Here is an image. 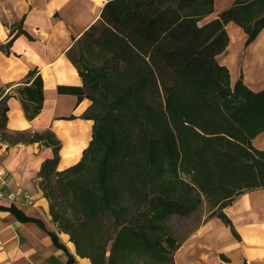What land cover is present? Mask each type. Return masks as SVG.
I'll list each match as a JSON object with an SVG mask.
<instances>
[{"label": "trees", "instance_id": "obj_1", "mask_svg": "<svg viewBox=\"0 0 264 264\" xmlns=\"http://www.w3.org/2000/svg\"><path fill=\"white\" fill-rule=\"evenodd\" d=\"M214 0H108L100 18L66 54L82 86L59 91L88 97L82 117L94 121L82 158L58 170L61 140L52 129L7 131V93L0 98V137L10 144L40 142L53 148L42 163L40 186L60 231L91 264H123L125 255H147L174 264L180 246L163 232L164 214L190 215L203 202L240 238L224 208L247 191L264 189V88L242 79L232 86L219 56L227 49V24L240 25L252 42L264 27V0H236L206 22ZM24 32V31H21ZM30 38L31 36L25 32ZM15 36L0 44L11 53ZM29 120L45 102L44 80L31 69L14 88ZM2 130V131H1ZM179 168L192 176L182 180ZM175 175L166 179V173ZM22 221L36 222L74 255L56 231L19 206L0 205ZM112 242L107 258V247Z\"/></svg>", "mask_w": 264, "mask_h": 264}, {"label": "crops", "instance_id": "obj_2", "mask_svg": "<svg viewBox=\"0 0 264 264\" xmlns=\"http://www.w3.org/2000/svg\"><path fill=\"white\" fill-rule=\"evenodd\" d=\"M108 0H0V44L15 36L11 53L0 51V98L7 93V131L43 132L52 129L61 140L58 170L76 164L92 139L93 123L82 114L91 105L88 97L59 91V86H82L83 79L66 52L100 18ZM236 0H214L206 22L234 5ZM230 43L219 56L230 71L232 86L242 79L252 90L264 88V27L247 43L248 35L235 22L227 24ZM24 31V32H21ZM27 32L31 38L25 34ZM37 69L44 80L45 102L41 113L29 120L14 88L24 82L28 72ZM73 124L88 129L80 157L62 165L67 133ZM264 136V132L256 138ZM254 138L253 140H255ZM264 148L263 146H257ZM53 148L40 142L10 144L0 137V189L5 198L0 205L19 206L27 215L40 218L56 231L74 255L73 264H91L89 257L77 253L70 234L60 231L50 213V203L40 186V170ZM240 238L211 211H195L181 224L180 246L174 264H264V189L256 188L235 198L224 208ZM199 217V219H198ZM69 256L56 246L47 230L36 222L22 221L10 210L0 208V264H68Z\"/></svg>", "mask_w": 264, "mask_h": 264}, {"label": "rangeland", "instance_id": "obj_3", "mask_svg": "<svg viewBox=\"0 0 264 264\" xmlns=\"http://www.w3.org/2000/svg\"><path fill=\"white\" fill-rule=\"evenodd\" d=\"M1 105V104H0ZM1 109H0V118H1ZM2 124L0 123V127ZM2 131V130H1ZM252 144L254 146H263L264 145V136L260 138H256L255 140H252ZM179 175L182 180H185L189 182L190 184H193L194 181L192 179V176L183 171L179 168ZM175 174L167 172L166 173V179L170 181V178H172ZM212 207L208 204L206 198L203 196V202L199 205L197 210H195V213L197 214H203L205 211H211ZM189 218V215H178V214H164L162 218H160L159 223L163 227V232L172 233L176 236V238L179 240L181 237L180 229L182 222L186 221ZM199 219V217H198ZM58 226V225H57ZM111 248H112V242L109 243L107 247V258H109V255L111 254ZM126 260L122 261L123 264H153L152 260H150V257L147 255H142L137 253H129L124 256Z\"/></svg>", "mask_w": 264, "mask_h": 264}, {"label": "bare ground", "instance_id": "obj_4", "mask_svg": "<svg viewBox=\"0 0 264 264\" xmlns=\"http://www.w3.org/2000/svg\"><path fill=\"white\" fill-rule=\"evenodd\" d=\"M69 129L79 132L81 138H79V136H69L67 133L68 143L63 150L64 159L62 165H68L80 157L81 150L85 146L88 138V129L85 127L78 128L76 124H73V126Z\"/></svg>", "mask_w": 264, "mask_h": 264}, {"label": "built area", "instance_id": "obj_5", "mask_svg": "<svg viewBox=\"0 0 264 264\" xmlns=\"http://www.w3.org/2000/svg\"><path fill=\"white\" fill-rule=\"evenodd\" d=\"M5 171L4 170H0V175L4 174ZM5 198L4 193L2 192V190L0 189V202Z\"/></svg>", "mask_w": 264, "mask_h": 264}]
</instances>
